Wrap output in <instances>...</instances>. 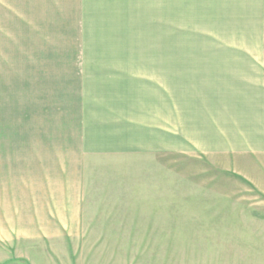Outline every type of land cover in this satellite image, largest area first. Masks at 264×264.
<instances>
[{
	"label": "rangeland",
	"instance_id": "374dc122",
	"mask_svg": "<svg viewBox=\"0 0 264 264\" xmlns=\"http://www.w3.org/2000/svg\"><path fill=\"white\" fill-rule=\"evenodd\" d=\"M20 60L12 53L5 123L17 144L35 124ZM167 60L214 61L220 74L227 62H264V0H167ZM262 77H219L203 93L167 79V126L190 139L167 138L166 154L93 163L103 177L79 235L0 245V264H264Z\"/></svg>",
	"mask_w": 264,
	"mask_h": 264
},
{
	"label": "crops",
	"instance_id": "0c3cea01",
	"mask_svg": "<svg viewBox=\"0 0 264 264\" xmlns=\"http://www.w3.org/2000/svg\"><path fill=\"white\" fill-rule=\"evenodd\" d=\"M16 52L35 121L18 144L5 139ZM211 64L167 60V0H0V245L79 235L93 163L190 139L167 126V79L203 93L264 75L257 60Z\"/></svg>",
	"mask_w": 264,
	"mask_h": 264
}]
</instances>
